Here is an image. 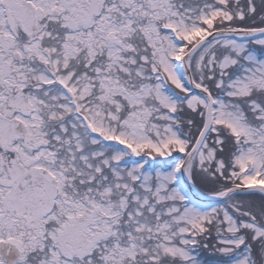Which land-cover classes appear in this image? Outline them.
<instances>
[{"label":"snow or ice","instance_id":"6c2138e0","mask_svg":"<svg viewBox=\"0 0 264 264\" xmlns=\"http://www.w3.org/2000/svg\"><path fill=\"white\" fill-rule=\"evenodd\" d=\"M0 264H264V0H0Z\"/></svg>","mask_w":264,"mask_h":264}]
</instances>
